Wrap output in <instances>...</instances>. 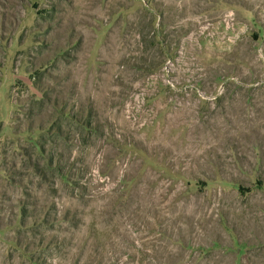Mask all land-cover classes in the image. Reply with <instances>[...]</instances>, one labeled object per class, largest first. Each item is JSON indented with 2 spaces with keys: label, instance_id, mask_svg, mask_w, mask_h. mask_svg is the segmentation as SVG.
<instances>
[{
  "label": "rangeland",
  "instance_id": "374dc122",
  "mask_svg": "<svg viewBox=\"0 0 264 264\" xmlns=\"http://www.w3.org/2000/svg\"><path fill=\"white\" fill-rule=\"evenodd\" d=\"M0 264H264V0H0Z\"/></svg>",
  "mask_w": 264,
  "mask_h": 264
}]
</instances>
